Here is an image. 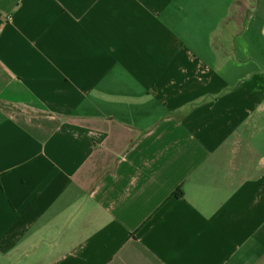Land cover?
<instances>
[{"label":"crops","instance_id":"obj_1","mask_svg":"<svg viewBox=\"0 0 264 264\" xmlns=\"http://www.w3.org/2000/svg\"><path fill=\"white\" fill-rule=\"evenodd\" d=\"M0 264H264V0H0Z\"/></svg>","mask_w":264,"mask_h":264}]
</instances>
